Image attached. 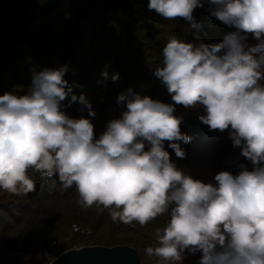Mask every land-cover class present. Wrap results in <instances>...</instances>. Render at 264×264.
Segmentation results:
<instances>
[{"label": "clouds", "instance_id": "obj_1", "mask_svg": "<svg viewBox=\"0 0 264 264\" xmlns=\"http://www.w3.org/2000/svg\"><path fill=\"white\" fill-rule=\"evenodd\" d=\"M205 2L211 16L235 31L215 44L170 37L153 75L174 103L128 89L117 97L126 110L98 139L90 119L62 110L78 101L96 115L64 79L67 65L33 71L26 95L0 96V190L27 196L36 190L34 174L55 176L63 189L75 188L82 207L103 206L114 223L144 227L167 215L158 246L145 249L158 264L183 261L185 251L202 253L199 264H264V0H149L147 7L199 29L193 12ZM250 35L256 44L246 43ZM101 75L98 83L109 79L107 71ZM175 105L202 106L206 115L198 119L210 131L230 130L252 169L219 172L215 184L178 169L165 142L184 159L180 142L191 138L181 132Z\"/></svg>", "mask_w": 264, "mask_h": 264}, {"label": "trees", "instance_id": "obj_2", "mask_svg": "<svg viewBox=\"0 0 264 264\" xmlns=\"http://www.w3.org/2000/svg\"><path fill=\"white\" fill-rule=\"evenodd\" d=\"M79 2L80 0H47L34 5L31 7L33 11L27 15L26 30L29 29L28 34L32 35L31 27L33 23L36 24L35 30L45 54L49 55L50 67L47 65V68L57 69L67 65L68 72L64 79L74 87L79 72H83L84 77L94 83L96 94L90 104L96 115L92 118L88 112L87 119L94 125L96 139L106 130L108 122L119 119L126 110L125 105L117 104V97L128 89L165 104L174 103L166 87L153 75V71L162 64V49L170 37L175 35L185 43L202 41L205 44H215L222 42L227 34L235 31L210 15V5L207 2L203 8H196L193 12L195 22L200 25L199 29L192 28L183 18L164 19L162 24L167 32L164 37L161 36L162 32L153 27L154 20L147 14L155 13L146 10L149 0H86V7H77ZM16 4V0H0V22H3V26L8 24L12 28L19 21L20 8ZM55 14H58L56 23L52 18ZM23 22H26V17ZM83 31H86L85 34H82ZM88 42H91L90 45ZM246 43L254 45L257 41L250 35ZM88 45L93 47L89 49ZM34 51L26 52L29 58H33L31 62H36L38 58L32 57ZM52 51L54 53L50 54ZM14 60L16 67L7 68L9 79L6 88L22 82L18 71L23 74V68L19 65L20 60ZM79 63L91 66L92 70H81ZM72 66L75 67L74 70H71ZM33 71L35 69H32V73ZM104 71L109 73V79L98 83L103 80L101 74ZM116 73L119 74V80L113 82L111 76ZM31 81L32 76L24 79V85L29 86ZM261 83L264 84V80ZM64 102L67 105L68 100ZM80 108L84 106L80 105ZM68 109H63L66 114ZM174 115L183 118L181 132L191 138L186 145L180 142L181 147L186 148L187 155L184 159L177 158L174 151L168 147L169 142H165V150L169 152L171 161L178 169L206 184H215V175L222 171L239 174L242 169L238 165L243 164L242 161L246 158L241 155L240 148L233 147L229 138L230 130L210 131L208 126L198 119L199 116L206 115L202 106L186 109L182 105H175ZM73 119H76L75 115ZM206 143L209 144L207 154L200 162H196V158L201 157L198 151L205 150L203 146ZM37 181L39 183L36 184L35 192L30 194L31 197L33 194L40 195L43 201L56 198L58 202L66 204L67 211L71 206L72 223H77L81 230L92 231L91 238L80 240V243H83L81 247L129 246L138 251L143 264H158V258L147 256L145 249L158 246L157 229L165 227L169 218L167 215L158 217L144 227L137 222L128 225L114 223L110 211L103 206L82 207L74 187L63 189L57 177L39 176ZM49 192L54 195L48 196ZM60 250L57 239L44 241L43 251L49 258H55ZM201 256L202 253L192 255L185 251L183 261L176 264H199Z\"/></svg>", "mask_w": 264, "mask_h": 264}, {"label": "rangeland", "instance_id": "obj_3", "mask_svg": "<svg viewBox=\"0 0 264 264\" xmlns=\"http://www.w3.org/2000/svg\"><path fill=\"white\" fill-rule=\"evenodd\" d=\"M16 1V6L20 8L17 24L10 28V25L6 24L3 26V22H0V96L5 93H13L17 96L28 94L31 84L29 86L27 84L24 85V79L26 80L32 76V69L40 71V68L44 69L47 68V65H50L48 60L49 55L46 56L43 44H41L38 33L35 30L36 24L33 23L31 27L32 35L28 34L29 29L28 31L26 30L28 28V12L31 13L33 11L31 7L47 0ZM80 6L86 7V0H80L77 7ZM147 14L154 20V22L152 21L153 27L162 32L161 36L164 37L167 34L164 30L165 26L162 24L164 18L156 13L152 15V12H147ZM47 15L50 16L51 14ZM57 15L55 14L52 17L54 23L58 21ZM25 17L26 22H23ZM85 32L83 31L82 34H85ZM90 43L88 42L89 45ZM92 47L89 46L88 48L91 49ZM29 50H35L32 57H38L36 62H31L33 58L31 56L29 58L26 54ZM37 53L41 55H35ZM52 53L54 51L50 52V54ZM14 59L20 60L19 65L23 68V74L18 71L22 82L6 88L7 79H9L7 68L11 66L13 68L16 67ZM25 64H28V66L26 67ZM78 65L81 70H92V67L86 64L79 63ZM74 68L72 66L71 70H74ZM94 88V83H91L88 78L84 77L83 72L77 73V84L73 88L75 95L78 97L84 95L90 103L96 94ZM80 105L78 101L73 103L68 109L67 115L70 118H73L75 115L76 119L81 117L87 118L89 110L85 106L84 108H80ZM182 148L186 149L185 147ZM203 148L205 150L198 151L201 157L196 158V162H200L202 157L207 154L209 144L206 143ZM242 162L243 164L241 165L246 166L249 170L252 169L250 161L245 159ZM38 177V174L33 175L36 181ZM38 183L37 181L36 184ZM43 183L45 184V182ZM30 194L32 193H29L27 196H16L0 190V264H51L61 254L81 248L83 243H80V240L93 236L90 229L81 230L79 235H75L72 232L73 225L78 226V224L71 221V206L69 211H67L66 204L58 202L56 198L43 201L42 196L33 194L31 197ZM51 194L54 195V193L49 192L48 196H51ZM49 239H57L59 242L61 250L55 258H49L48 254L43 251L44 241Z\"/></svg>", "mask_w": 264, "mask_h": 264}, {"label": "water", "instance_id": "obj_4", "mask_svg": "<svg viewBox=\"0 0 264 264\" xmlns=\"http://www.w3.org/2000/svg\"><path fill=\"white\" fill-rule=\"evenodd\" d=\"M51 264H143L138 251L129 246H85L61 254Z\"/></svg>", "mask_w": 264, "mask_h": 264}, {"label": "built area", "instance_id": "obj_5", "mask_svg": "<svg viewBox=\"0 0 264 264\" xmlns=\"http://www.w3.org/2000/svg\"><path fill=\"white\" fill-rule=\"evenodd\" d=\"M80 231H81L80 227H78L77 225H73V228H72L73 233H79Z\"/></svg>", "mask_w": 264, "mask_h": 264}]
</instances>
